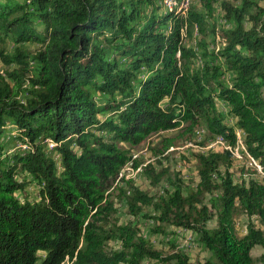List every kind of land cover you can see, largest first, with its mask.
I'll return each mask as SVG.
<instances>
[{
  "label": "trees",
  "instance_id": "1",
  "mask_svg": "<svg viewBox=\"0 0 264 264\" xmlns=\"http://www.w3.org/2000/svg\"><path fill=\"white\" fill-rule=\"evenodd\" d=\"M195 1L200 9L183 15L165 0H0V63L15 66L0 72V264H190L132 222L102 225L115 212L106 192L131 160L118 143L139 146L187 123V133L204 124L234 148L240 129L264 174V7ZM173 144L163 139L161 152ZM195 160L194 183L167 180L162 193L122 180L128 212L148 207L155 222L188 231L210 254L203 264H264L263 230L234 228L237 210L264 226V176L235 182L227 151ZM166 171L141 173L156 188ZM110 241L120 248L106 250Z\"/></svg>",
  "mask_w": 264,
  "mask_h": 264
},
{
  "label": "rangeland",
  "instance_id": "2",
  "mask_svg": "<svg viewBox=\"0 0 264 264\" xmlns=\"http://www.w3.org/2000/svg\"><path fill=\"white\" fill-rule=\"evenodd\" d=\"M225 1L234 2L235 0ZM258 3L261 7H264V0H258ZM191 6H195L200 9V6L195 0H191L190 7ZM163 10L165 9L163 8ZM214 21L216 24H220L219 18H216ZM193 36L195 37L196 34H193ZM193 43V41H185V44L187 45ZM26 46L31 52H35L38 49L36 45ZM6 47L11 49L13 45L7 43ZM14 68L15 66L8 68L0 63L1 73L10 71ZM224 78L228 79V74H226ZM166 103L167 100H164L161 105L165 108ZM98 118L101 119L102 116H98ZM186 127L187 123H183L177 129L152 134L147 137L141 145L135 147L130 146L127 143H118V147L121 149L129 150V156H131L130 161L137 160L141 165H139L140 168L138 170H134L133 168L130 170L131 164L129 161L125 169V176H123L118 181L117 179L114 180L111 187L107 190L106 195L108 196L109 201L113 203L115 212L110 213L107 221L103 222L102 225L104 226L105 230H109L114 223L128 224L132 222V224L135 225L139 231L138 235L150 240L153 247L161 253L169 254L174 250L180 249L186 252L188 255L190 264H203L205 260L210 258V254L202 250V248L194 241L193 235H191L188 231L183 230V228L171 225V223L155 222L151 218V216H154L155 213L151 208L148 207H144L143 212L136 218H133L126 208L125 197L121 196L119 192V188H123L122 180L133 181V184L136 188L149 195H153L154 193H162L161 190H163L168 184L167 180H169V182H173L180 179L183 184H193L195 180L194 173L196 172L198 166L195 156L198 154H207L209 152L220 153L224 150H216L217 148H220V144L223 142L220 143L218 139H213L207 133L204 124L196 127L191 133H187L185 131ZM238 136L243 140V133L239 134ZM165 138H172L174 140V144L172 145V148L162 153L161 150L163 147V139ZM50 146L51 144L49 142V146L47 145L48 150L51 149ZM233 151L232 171L235 182L239 181L241 176H244L245 178L247 176H253L254 178L264 176L258 175L256 171H254L249 165L247 159L241 151V147H234ZM55 158L58 159L56 156ZM148 165H151L155 171H160L164 168L167 170L166 175L156 188L152 187L148 179H146V177L141 173L143 171V167ZM123 170L124 169H122V171ZM242 170H245L244 172L246 174H242ZM35 184L36 183L33 184V187L29 186L25 190L24 195L28 196L29 199L37 197L36 191L38 187ZM124 193L126 194L127 191ZM18 194L19 197H21L23 193ZM208 198L209 196H206L203 199L204 203L207 204ZM212 214H214V212ZM214 222L215 221L212 218L209 220L208 225L213 226ZM250 222L264 232V226L260 224L257 218H248L240 210H237L234 216V228L236 234L238 236L246 234V228ZM106 244V250L108 251L120 248V243L117 241H110ZM262 253L263 249L259 246L253 248L251 251V255L255 259H257ZM39 255L43 256V253H39Z\"/></svg>",
  "mask_w": 264,
  "mask_h": 264
},
{
  "label": "bare ground",
  "instance_id": "3",
  "mask_svg": "<svg viewBox=\"0 0 264 264\" xmlns=\"http://www.w3.org/2000/svg\"><path fill=\"white\" fill-rule=\"evenodd\" d=\"M168 3H171V4H168ZM190 4H191V0H183V1H178V2H175L174 0H165V6L167 8H175L178 12L182 13L183 15L187 14L188 10H189V7H190ZM221 108V107H220ZM223 110V109H222ZM227 116V115H226ZM231 119V118H230ZM233 119V118H232ZM232 122V120H230ZM235 133H236V136L238 138V143L236 145L235 148L237 147H241V151L243 152V155L245 156V158L247 159L249 165L253 168L254 171H256V173L258 175H264L262 173V171L260 170V167H259V164L256 160L250 158L248 156V154L246 153V150H245V147L243 145V140L241 138H239V134H241L242 132H240L239 130H235ZM218 141L220 143H222V141L220 139H218ZM223 144V143H222ZM234 148H230L229 147V150H224V151H227L231 154L230 151H233ZM233 155V154H231Z\"/></svg>",
  "mask_w": 264,
  "mask_h": 264
},
{
  "label": "built area",
  "instance_id": "4",
  "mask_svg": "<svg viewBox=\"0 0 264 264\" xmlns=\"http://www.w3.org/2000/svg\"><path fill=\"white\" fill-rule=\"evenodd\" d=\"M181 1H183V0H181ZM168 4H171V3H168ZM216 150H221V151L222 150H229V144H220V148H217ZM230 152H231V154H234V151H230ZM126 167H127V163L121 168L117 179H121L123 176H125ZM122 169H124V170L122 171Z\"/></svg>",
  "mask_w": 264,
  "mask_h": 264
},
{
  "label": "clouds",
  "instance_id": "5",
  "mask_svg": "<svg viewBox=\"0 0 264 264\" xmlns=\"http://www.w3.org/2000/svg\"><path fill=\"white\" fill-rule=\"evenodd\" d=\"M231 124H233V122H231ZM237 129V128H236ZM240 130V129H239ZM121 170V169H120ZM120 172V171H119ZM73 261H75V257L73 258ZM64 263H67V264H71L72 262L70 261L69 257L66 256L64 261L61 263V264H64Z\"/></svg>",
  "mask_w": 264,
  "mask_h": 264
}]
</instances>
